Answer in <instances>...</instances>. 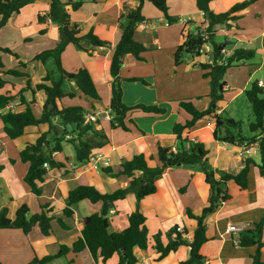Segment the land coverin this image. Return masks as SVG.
<instances>
[{"label":"crops","instance_id":"obj_1","mask_svg":"<svg viewBox=\"0 0 264 264\" xmlns=\"http://www.w3.org/2000/svg\"><path fill=\"white\" fill-rule=\"evenodd\" d=\"M245 1L248 0H215L212 7L216 13H224ZM138 3L139 0H86L80 10L71 13L72 21L79 25L82 35L93 28L99 38L108 41L109 45L92 48L89 43L82 41L81 47L69 45L62 54L63 68L69 73L86 68L98 87L101 97V100L85 97L72 81L67 83L65 89L67 93H75L76 97L65 98L62 105L80 106L81 104L71 105L69 102H83L85 106L81 107L86 109L87 114L98 117L101 123L99 128L107 133L110 142L102 151L110 156L111 166L115 172L123 163L138 154H145L148 159L152 157L150 165L157 166L159 147L172 148L177 152L179 141L173 132L174 126L189 118L188 114L179 107L180 101L173 100L186 95L181 93L191 88V91H194L192 97H202L196 101L200 110L207 109L211 102L208 97L210 79L204 78V71L199 64L212 63L213 59L210 58V54H213L212 45H206V52L200 57L187 56L178 67L175 66L174 60L175 51L182 44L184 34L196 32L199 27L207 26L204 14L197 8L196 0H168L169 14L178 18V22L171 25L154 5L146 1L143 6L146 21L138 26L136 40L145 47L151 46L156 49L151 54L144 53L143 61L131 55L125 58L120 73L125 79L122 84L123 100L130 107L138 104L157 105L166 109L167 112L162 116H152L140 111L141 113H136L135 120L132 118L134 125L130 123L131 118L126 119L129 131L111 127V119L105 116L108 114L113 81L110 75V55L119 40V27L124 21L122 17L126 14V7L136 6ZM67 8L71 9L70 6ZM48 10V1L41 0L26 6L20 14L13 16L1 30L0 47L11 49L14 42V44L24 45L36 41L46 42L49 39L45 38L51 35L55 38L52 40H56L58 44L60 41L58 26L50 20L41 24L38 21L39 15L44 16ZM164 27L171 32V38L173 34H176V38L160 39L158 35L159 38L153 36L156 28ZM42 30L44 34H41ZM217 36H223L225 39L223 42L217 41ZM16 37L19 39H15ZM36 37L42 38L36 39ZM4 38L10 42L2 43ZM214 40L217 43L229 44L225 49V58L231 56L236 49H248L256 53L252 61L237 65L228 71L238 74L240 69L246 70L248 76L241 84V88H237L226 78L227 75L225 76L228 90L225 99L232 89H236V94L226 105L224 101L220 103L218 114H221L226 112L225 109L233 100L245 92L254 76L264 69V0H256L231 26L220 27ZM70 52H75L76 61L71 64V67H67L66 59ZM4 55H7L6 59L9 60L7 64L3 61L6 70L18 68L20 60L29 63L28 72L31 74L34 85L43 82L47 74L44 64L41 65L43 74L38 78L40 81L33 74L37 64L41 63L32 62L36 55L31 57L28 56L29 54L18 55L20 58L17 60L13 55L0 51L2 60ZM132 77L144 78L148 84L127 81ZM6 78L19 84L25 83L24 80ZM200 83L201 86H199ZM26 97L30 102L33 94L28 92ZM36 98L42 106L46 95L43 91H39ZM8 109H12L15 113L23 112L26 104L17 99L10 103L6 110H0V115ZM36 115L39 117L40 113L36 112ZM48 130L47 125L28 127L23 136L11 140L4 132V124L0 117V209L7 207L10 217L14 219L16 212L23 205L28 206L30 215L41 213L43 206H49L50 210H53L51 215L56 218L52 221L53 234L48 237L41 234L38 226H35L29 234H25L21 229H0V263L2 264H34V259H43L56 254L61 246L72 247L73 243L82 236L83 219L94 213H100L102 205L100 203L91 205L88 201H82L74 207L75 218H66L62 211L70 191L78 186H93L101 192L112 193L117 189L126 188L132 180L125 176L107 175L103 172L104 169L100 172L89 171L84 164L76 161L73 146L64 144L63 152L53 154L61 164L54 169L48 164V175L44 182L38 183L41 190V195L38 197L25 182L29 164L22 161L20 153L28 143H35ZM214 131L215 121L208 119L199 122L184 134L191 141L205 144L209 152L208 160L215 169L239 173L243 169L242 162L246 159L237 155L236 146L217 141ZM253 159L259 162L260 155L259 161ZM199 168V166H193L165 169L161 179L156 183L155 195L138 201L135 194H129L125 200L117 202L110 211V232H121L128 225V217L134 211L139 210L146 216L150 247L147 250L135 249L137 264H179L188 259L190 249L181 247L163 261L155 262L157 253L153 248V238L158 232L166 234L173 226L180 225L187 226V237L189 240L192 239L197 222L189 219L186 212L191 209L195 214H201L212 195V189L206 183L205 176ZM223 188L230 195V199L206 218L208 242L204 244L201 252L206 258V264H251V256L256 253L257 248H241L234 242L233 235L227 232V228L229 225H236L248 229L262 219L264 177L257 167H251L247 189L242 190L234 182L223 185ZM59 218L63 220L66 228L57 222ZM164 241L166 242L165 237ZM261 259L264 262V247ZM59 260H65L66 264H117L118 257L114 256L106 263H102L100 260L96 262L88 250L79 254L70 251L66 256L48 264H56L55 262Z\"/></svg>","mask_w":264,"mask_h":264},{"label":"trees","instance_id":"obj_2","mask_svg":"<svg viewBox=\"0 0 264 264\" xmlns=\"http://www.w3.org/2000/svg\"><path fill=\"white\" fill-rule=\"evenodd\" d=\"M41 0H0V36L1 30L8 24L9 20L22 12L31 4ZM49 10L44 16L39 15V23L50 20L58 26L60 41L53 49L43 51L36 55L32 62L39 61L42 64L53 59L59 73L57 79L54 72H47L43 82L34 85L31 74L28 72L29 63L19 60V56L9 48L0 47V51L13 55L18 62V68L5 69L0 57V110H6L8 105L19 99L26 104L23 112L15 113L8 109L1 113L0 117L4 124L6 136L15 140L24 135L28 127H41L47 125L49 130L44 132L35 143H28L21 151L20 156L24 163L29 164V171L25 176V182L30 186L32 192L38 197L41 190L38 183L44 182L48 175V169L59 167V163L53 156L54 153L63 152L64 144H71L74 148L76 161L85 164L90 155L98 150H103L110 144L107 133L100 129V121L85 124L87 111L81 106L62 105L65 98H75V93H67L66 85L68 78L72 76L78 90L82 95L93 100H101L98 87L94 83L90 72L86 68H80L75 73L67 72L62 66V54L69 45L81 47V42L86 41L92 48H102L109 45L108 41L99 38L94 29L82 35V30L77 23L71 19V13L81 9L86 0H47ZM148 1L154 5L163 15L168 24L178 22V18L169 14L168 0H139L136 6L126 7V14L122 17L124 21L119 27V40L110 55L111 99L109 109L112 112L111 127L121 128L129 131L126 119L130 112L139 110L152 116H162L167 110L157 105L138 104L127 106L124 103V90L121 77V69L127 56H134L143 61L142 54L147 50L142 43L136 40L138 26L146 21L143 15L144 3ZM215 0H196L197 8L204 14L207 22L206 27H199L196 32L184 34V40L174 54L175 64L178 66L184 62L187 56L197 58L201 56L200 50L205 45H212V63H201L199 67L204 71V78H209L211 90L208 95L211 102L207 109L200 110L196 101L202 97L186 99L179 102V107L188 114L189 118L183 123H177L173 132L179 141V148L175 152L172 148L159 147L157 153L158 165L152 167L145 154L135 155L131 160L121 165L118 171L113 167L104 169L103 172L113 177L125 176L132 178L126 188H120L112 193L101 192L93 186H78L70 191L66 199L62 214L66 218L74 219V207L82 201H88L91 205L100 203V213H94L83 219L82 236L79 237L72 247L61 246L60 250L53 255L43 259H34V264H48L56 259L66 256L70 251L79 254L88 250L96 262L99 260L106 263L114 256L118 257L117 264H137L135 249L147 250L150 247L146 216L139 210L132 212L128 217V225L121 232H110V211L116 203L125 200L129 194H135L138 201L151 197L157 192V181L161 179L165 169L199 166L205 176L206 183L212 189V195L208 205L204 207L201 214H195L188 209L186 215L189 219L197 222L192 239H188L187 226H173L166 234L158 232L153 238V248L157 253L155 262H161L170 254L178 251L181 247L190 249L188 259L179 264H206V258L202 254V247L208 242L206 235V218L216 212L230 195L223 188L229 182L236 183L242 190L248 188L251 167H257L264 177V87L259 86V81L253 82L245 91L247 100L251 106L253 120L249 124L250 137L242 133V122L225 115L218 114L219 105L225 100L228 92L225 76L228 71L240 64L252 61L256 53L248 49H236L231 56L225 58V49L228 43H217L215 37L218 29L222 26H231L241 17V14L256 0H248L237 4L224 13H216L212 4ZM70 6L71 9L67 7ZM125 22V23H124ZM44 34V31H41ZM13 79L24 80L19 84ZM130 82H141L148 84L146 79L132 77ZM43 91L46 95L44 104L38 103L36 94ZM31 92L33 99L29 102L26 93ZM36 112L40 113L38 117ZM213 119L215 121L214 137L219 142L228 143L233 146L250 145L258 137L260 145V161L254 159L243 160V169L239 173H228L215 169L208 160V150L202 142H194L185 136L187 130H191L203 120ZM72 138L68 139L67 136ZM47 208V210H46ZM42 212L30 215L27 205L21 206L16 212L15 218L9 215L7 207L0 209V229H21L29 234L35 226H38L42 235L48 237L53 234L52 221L56 218L51 214L50 207L43 206ZM57 222L66 228L62 219ZM264 233V215L262 219L252 227L246 229L240 237L238 246L241 248L256 247V253L251 256V264H264L261 259ZM165 235V236H164ZM166 238V242L164 241ZM2 264V263H0Z\"/></svg>","mask_w":264,"mask_h":264},{"label":"rangeland","instance_id":"obj_3","mask_svg":"<svg viewBox=\"0 0 264 264\" xmlns=\"http://www.w3.org/2000/svg\"><path fill=\"white\" fill-rule=\"evenodd\" d=\"M62 1H65V0H62ZM125 23V22H124ZM178 29V28H177ZM155 34L153 36H160V39H170L171 38V32L167 30V27H164V28H156L155 30ZM157 36V38H159ZM53 36L51 35L49 38H45V39H49L47 40L46 42H41V41H36L34 43H30V44H20V43H17V44H14L12 43V47H10V45H8V47L11 48V50H13L14 53H16L17 55H27L29 54L28 56H35L36 54L38 53H41L43 51H46V50H49V49H52V48H55L57 45V42L56 40H52V39H55V38H52ZM58 37L60 38V36L58 35ZM39 38H42V37H36V39H39ZM176 38V34H173L172 35V38L171 39H174ZM15 39H19V37H16ZM217 41H220V42H223V40L225 39L223 36H217ZM10 41H7L6 38H4L3 42L2 43H8ZM156 47H151V46H148L147 47V50L144 52V53H153L155 51ZM72 51V50H71ZM143 53V54H144ZM143 54H142V57H143ZM7 58V55H4V58L2 61L5 62V64H7L9 62ZM67 64L66 66L67 67H71V64H73L74 61H76V55H75V52H70L68 54V57H67ZM182 64V63H181ZM180 64V65H181ZM38 66H36L34 69V76L37 80L40 81V76H42L41 74H43V68L41 65H43L42 63H38L37 64ZM176 67H178L176 64H175ZM45 69L47 72H54L56 78L58 79L59 78V73L57 71V68H56V65H55V62L53 59H50L46 65H45ZM203 71V70H202ZM239 74V75H238ZM237 72H228L226 78H228V80L230 82H232V84H234L235 86H237V88H241V84H243L247 78V73H246V70L245 69H240V73ZM72 77H69L68 78V83L72 82L71 81ZM201 79V78H200ZM236 80V82H235ZM258 80H262L264 82V69L259 72V74L255 75L254 76V79L252 81L255 82V81H258ZM251 83V84H252ZM123 84V83H122ZM238 84V85H236ZM250 85L247 86L246 90L250 88ZM209 85H210V90H211V83L209 82ZM199 86H201V83L199 84ZM205 87V86H204ZM203 87V88H204ZM202 88V89H203ZM67 90V89H66ZM245 90V91H246ZM194 92V91H193ZM191 91V88L189 89V91L187 90L185 93H181V94H186L185 96H180L179 98H175L173 100H186V99H192L194 100L195 97H192L194 95ZM202 92V91H201ZM210 93V92H209ZM236 94V89H232L229 94L227 95L226 99L224 100V105L227 104L228 101L231 100L232 96ZM150 95V93H149ZM177 101V102H179ZM69 104L71 105H77V104H81L80 106H85L84 103H78L75 101V103H71L69 102ZM226 112H225V115H228L229 117L231 118H234L235 120L237 121H241L242 122V133L244 136L246 137H249L251 136V132H250V129H249V124L250 122L253 120V113H252V109H251V106L247 100V97L245 95V92L237 97L235 100H233L231 102V104L228 106L227 109H225ZM136 113H141L139 110H134L132 112H130V114L128 115L129 118H131L130 120V123H132L133 125L135 124L134 121L132 120V118L135 120V118L137 117V114ZM70 144H66V146H68ZM255 159L257 161H259V156H256ZM199 171H201V168H199ZM56 264H66V261L65 260H59L57 262H55Z\"/></svg>","mask_w":264,"mask_h":264},{"label":"built area","instance_id":"obj_4","mask_svg":"<svg viewBox=\"0 0 264 264\" xmlns=\"http://www.w3.org/2000/svg\"><path fill=\"white\" fill-rule=\"evenodd\" d=\"M206 48L207 46L205 45L200 50L201 54L206 52ZM258 84L259 86L264 87V83L262 81H259ZM107 113L108 114H105L106 118L112 119L113 115L110 109H108ZM97 121H98V117L96 115L87 114L85 116V124L96 123ZM67 138L71 139L72 136L69 135L67 136ZM260 138L261 137H258L257 140L250 145L246 144L243 146H236L237 155L243 159H253L256 156H259L260 155V145H259ZM84 165L89 171L100 172L103 169H107L111 167L112 162H111L110 156L107 153L103 152L102 150H98V151L93 152L90 155L88 161ZM44 167L46 169H49V165L47 163L44 164ZM245 230L246 228L244 226H236V225H229L227 228V232L233 235L234 242L236 244H239L241 234Z\"/></svg>","mask_w":264,"mask_h":264},{"label":"water","instance_id":"obj_5","mask_svg":"<svg viewBox=\"0 0 264 264\" xmlns=\"http://www.w3.org/2000/svg\"><path fill=\"white\" fill-rule=\"evenodd\" d=\"M210 58H211V60L213 59V54H210ZM72 77V76H71Z\"/></svg>","mask_w":264,"mask_h":264}]
</instances>
